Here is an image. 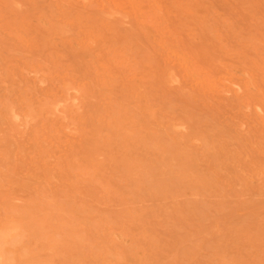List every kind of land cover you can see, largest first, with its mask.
Returning <instances> with one entry per match:
<instances>
[{"label": "rangeland", "instance_id": "374dc122", "mask_svg": "<svg viewBox=\"0 0 264 264\" xmlns=\"http://www.w3.org/2000/svg\"><path fill=\"white\" fill-rule=\"evenodd\" d=\"M0 264H264V0H0Z\"/></svg>", "mask_w": 264, "mask_h": 264}]
</instances>
